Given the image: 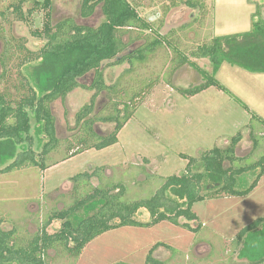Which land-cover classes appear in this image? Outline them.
<instances>
[{
    "label": "rangeland",
    "instance_id": "374dc122",
    "mask_svg": "<svg viewBox=\"0 0 264 264\" xmlns=\"http://www.w3.org/2000/svg\"><path fill=\"white\" fill-rule=\"evenodd\" d=\"M13 1L0 0V8H7ZM130 1L138 6L143 17L154 24L153 30L167 33L170 40L176 39L179 48L187 52L213 36L249 30L255 12L258 13L257 18L264 17V0H204L205 6L195 9L184 5V0ZM33 2L29 0L24 9L30 8ZM81 3L82 0H53L52 24L72 17L79 24L98 26L104 20L101 6L92 16L83 17ZM8 19H0L8 36L24 37L32 50L43 46L45 40L36 38L32 31L43 28L44 9L36 10L27 21H19L13 14H8ZM190 21L194 22L193 27L181 30ZM171 29L178 32L173 33ZM3 45L0 38V53ZM171 48L168 43L163 44L146 63L135 69V73L132 71L135 78L158 76L159 80L120 132L117 144L102 150L83 151L51 165L45 171L30 166L0 174L3 228L16 227L18 237L30 238L53 210L63 209L72 202L75 196L72 176L84 171L92 172L98 168L104 181L123 179L130 187L128 196L136 198L149 196L165 178L184 171L190 158L198 157L201 152L215 146L225 147L240 131L243 139L237 148L239 157L248 156L246 162L249 163L264 154L263 151H258V155L252 152L250 137L251 128L259 133L262 131V124L252 117L257 114L264 119V73L251 72L225 62L216 77L229 92L213 86L196 95H185L182 88H192L205 81L199 67L210 70L211 66L206 60L192 58L199 67L187 64L180 68L170 85L164 74L173 55ZM13 67L9 81L1 80L0 90L9 87L15 94L18 70ZM129 67L128 62L107 66L104 72L106 83H115ZM2 72L0 63V74ZM91 77L87 76L84 82L89 83ZM93 93L79 87L67 96L65 103L61 100L53 103L57 135L61 139L59 149L53 153L54 160L79 149L75 138L76 114L89 102ZM108 99L106 92L100 94L94 114L100 113ZM33 125L34 148L40 152L47 138L39 132L37 124ZM114 125L98 123L95 129L106 134L113 130ZM69 146L75 148L70 150ZM253 178L252 174H246L240 180L246 186ZM97 181L94 178L92 183ZM99 204L97 201L90 203L75 217L80 219L94 213ZM193 210L198 221L192 225H201L198 232L168 221L150 228L126 226L97 237L78 258L71 257L65 250L51 249L48 264H145L150 249L158 242L177 250L173 253L160 246L154 252L155 257L168 260V264H253L264 256V235L259 234L260 239L263 236L261 240L253 236L248 242H236L238 233L245 226L264 217V176L247 196L217 195L196 203ZM139 216L144 220L149 217L145 210H141ZM60 224L61 221H55L49 230H56ZM259 228L264 231L263 225Z\"/></svg>",
    "mask_w": 264,
    "mask_h": 264
},
{
    "label": "trees",
    "instance_id": "16d2710c",
    "mask_svg": "<svg viewBox=\"0 0 264 264\" xmlns=\"http://www.w3.org/2000/svg\"><path fill=\"white\" fill-rule=\"evenodd\" d=\"M27 2L29 0H14L7 8H0V19L3 21H9L8 14H13L19 21H27L36 10H45L43 28L32 31L36 38L45 40L38 50L30 49L24 37L8 36L0 24V38L4 43L0 53L3 68L0 84L1 80L9 81L11 67L18 70L15 94L9 87L0 90V166L5 164L0 168V174L30 166L45 171L51 165L83 151L102 150L117 144L120 132L159 80L158 76L135 78L134 71L163 44L172 46L170 66L164 74L170 85L180 68L187 64L199 67L192 58L206 60L211 66L210 70L199 67L205 81L192 88H182L181 92L185 95H196L213 86L229 92L216 77L225 62L251 72L264 73V17L257 18V12L253 14L249 30L213 36L187 52L179 48L176 39L170 40L167 33L153 30L154 24L143 17L138 6L130 0H82L83 17L92 16L101 6L104 20L98 26L79 24L72 17L52 24L53 0H34L32 6L25 10ZM184 5L193 9L203 8L205 2L184 0ZM193 23L184 24L181 30H188ZM170 31L178 32L175 29ZM125 62L130 67L115 83L108 85L104 74L106 67ZM87 76H92L89 83L84 82ZM79 87L94 91L89 102L76 114L75 138L81 148L54 160L53 153L59 149L61 139L57 135L53 103L57 100L65 103L67 96ZM102 92H106L109 99L100 113L94 114ZM252 118L262 124L261 133L250 129L252 152L258 155V151L264 152V119L257 114ZM34 123L47 138L40 152L34 148ZM98 123L115 125L110 133L101 134L95 129ZM242 139L240 131L225 147L215 146L201 152L198 157L190 158L184 171L165 178L160 187L146 197L130 198V187L123 179L104 181L98 168L73 175L75 196L72 202L63 209L53 210L30 238L18 237L16 227L3 228V220L0 219V264H48L51 249H62L71 257L78 258L97 237L126 226L150 228L168 221L198 232L201 225H192V222L198 221V215L193 210L196 203L222 194L247 196L264 176L263 153L249 163L246 162L248 156L237 155ZM69 148L72 150L75 146ZM9 160L11 162L7 164ZM246 174H252L254 178L244 186L240 178ZM94 178L98 181L93 184ZM95 201L100 202V206L94 213L80 219L75 217ZM141 210L148 213L147 220L140 219ZM57 220L61 224L51 232L49 228ZM262 225L264 217L248 224L238 233L236 242H248L253 236L261 240L264 231L259 227ZM259 234H262L261 239ZM160 246L177 252L173 247L158 242L150 249L145 264H168V260L154 255ZM258 262H264V256L253 264Z\"/></svg>",
    "mask_w": 264,
    "mask_h": 264
}]
</instances>
